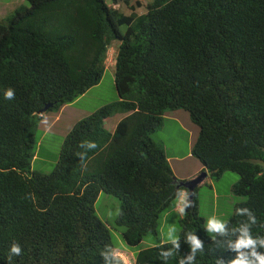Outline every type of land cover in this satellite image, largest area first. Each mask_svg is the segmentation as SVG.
Returning <instances> with one entry per match:
<instances>
[{"label":"trees","instance_id":"trees-1","mask_svg":"<svg viewBox=\"0 0 264 264\" xmlns=\"http://www.w3.org/2000/svg\"><path fill=\"white\" fill-rule=\"evenodd\" d=\"M114 41L118 101L74 125L50 174L35 172L39 112L99 85ZM180 110L200 130L193 156L216 179L238 173L232 192L246 200L218 232L195 193L176 243L139 251L135 264L254 260L233 245L243 229L264 240V0H154L141 16L108 0H23L0 21V264L14 244L21 255L11 264H124L96 212L102 193L121 202L128 247L158 236L180 181L152 134ZM126 113L114 133L106 129V119ZM190 237L200 244L194 252ZM255 251L264 255V246Z\"/></svg>","mask_w":264,"mask_h":264},{"label":"rangeland","instance_id":"rangeland-1","mask_svg":"<svg viewBox=\"0 0 264 264\" xmlns=\"http://www.w3.org/2000/svg\"><path fill=\"white\" fill-rule=\"evenodd\" d=\"M7 1L0 0V17H6L7 13L14 8V5L16 7V0H12L13 6L3 3ZM108 1L112 4V0ZM152 1L133 0L130 5L120 3L114 5V7L126 15L131 14L136 9L141 14L143 8L140 6L135 7V5ZM22 3L21 1L20 4ZM123 31L125 32L126 29L123 28ZM117 47L118 42L115 41L109 51H116ZM112 56V53L108 55L106 70L100 84L93 87L86 95V98L72 103L71 107L66 109L64 116L59 121H56V117L60 109L47 112L44 118L40 120L39 128L36 132L37 144L40 142V145H37L39 153L33 162V170L35 172L50 174L55 168L62 144L74 125L100 108L118 101L114 69L109 64L110 60L114 63ZM163 125V129L159 128L152 134V139L156 142H163L168 149V155L172 157L169 164L176 179L179 180V178L181 179L188 175H195L198 172L200 173L197 174V177L203 174L205 167L192 154L200 130L193 123L190 114L187 111L180 110L177 115L171 120H166ZM207 177L209 183L200 186L197 190L196 197L199 200V214L208 224L209 221L215 220L225 225L226 221L234 216L235 205L246 200V197L237 196L232 192L233 187L240 181V175L236 172L228 171L220 179L214 178L212 174H208ZM120 208V200L106 193H102L96 203L97 215L111 229L116 253L119 257L123 258L126 264H132V257L143 249L158 246L161 242H171V237H175L176 241L179 239L181 234L180 216L176 211L169 209L160 218L158 236L148 235L139 246L134 248L128 247L123 240V230L117 225ZM168 213L169 215L167 216ZM214 233V231L210 232L212 235Z\"/></svg>","mask_w":264,"mask_h":264},{"label":"clouds","instance_id":"clouds-1","mask_svg":"<svg viewBox=\"0 0 264 264\" xmlns=\"http://www.w3.org/2000/svg\"><path fill=\"white\" fill-rule=\"evenodd\" d=\"M17 1V5H16V8L18 7V5L20 4V2L22 1V0H16ZM131 1H133V0H131ZM154 1V0H153ZM152 1V2H153ZM152 2H145L144 4H140V5H135V7H142L143 8V11L141 12V14H139L138 12H137V10L138 9H136L135 11H133V12H131V14H129V15H133V14H135V15H137V16H141V15H143V14H145L146 12H147V6H148V4L149 3H152ZM120 3H124V4H126L123 0H119V2L118 3H112V7L113 8H115L114 7V5H117V4H120ZM131 3V2H130ZM130 3L129 4H126V5H130ZM21 5V4H20ZM19 5V6H20ZM15 8V9H16ZM14 9V10H15ZM116 9V8H115ZM13 10V11H14ZM13 11H9L8 13H7V15H6V17L11 13V12H13ZM4 17V16H3ZM0 17V21H2V20H4L6 17ZM115 42V41H114ZM113 42V43H114ZM118 42V41H117ZM112 43V44H113ZM112 46V45H111ZM119 47H120V42H118V47H117V52L116 51H109L108 52V55H110V53H112V59L114 60V63H112L111 62V60H110V63L109 64H111L112 66H113V68L115 69V61H116V58H117V54H118V51H119ZM110 49H111V47H110ZM109 49V50H110ZM113 52H114V54H113ZM117 53V54H116ZM115 55V56H114ZM107 61H108V57H107ZM90 91V90H89ZM88 93V92H87ZM85 95V94H84ZM83 95V96H84ZM4 97H5V99H7V100H14L15 99V91L12 89V88H8L5 92H4ZM82 97V96H81ZM80 97V98H81ZM78 100V99H77ZM74 102H76V101H74ZM73 102V103H74ZM70 104H72V103H70ZM70 104H68V105H70ZM68 105H65L64 107H66V106H68ZM64 107H62L61 109H63ZM60 109V110H61ZM130 113H126V114H121V115H126V117L129 115ZM42 115H45V113L44 114H42ZM118 115V114H117ZM125 118V117H124ZM123 118V119H124ZM122 119V120H123ZM119 124V123H118ZM117 128V127H116ZM107 129V128H106ZM108 130V129H107ZM109 131V130H108ZM112 133V132H111ZM114 133V132H113ZM89 147H92V148H94V147H96V145H95V143H91L90 145H89ZM165 149V148H164ZM169 161V160H168ZM208 172V173H210L206 168H205V170L203 171V173L204 172ZM206 172V173H207ZM208 173H207V176H208ZM211 174V173H210ZM197 178V177H196ZM196 178H194V179H196ZM207 178V177H206ZM205 178V179H206ZM193 179V180H194ZM204 179V180H205ZM180 181V180H179ZM189 181H191V180H189ZM183 182H188V181H180L179 182V184H178V188L180 189V195H179V199L177 198L176 199V201L178 200V202L179 203H182V202H184V200H185V197H186V195L188 194V198H189V193H188V191L185 189V188H183V187H180V183H183ZM203 183V182H202ZM201 183V184H202ZM200 184V185H201ZM199 185V186H200ZM199 186L196 188V191H195V193H197V190H198V188H199ZM182 188V189H181ZM195 193H194V195H195ZM187 198V199H188ZM176 201H175V204H176ZM187 201V200H186ZM186 203V202H185ZM180 211H181V213H183V207H181L180 208ZM240 211H244V212H246L247 211V209H242V210H240ZM209 228L210 229H213V230H215V231H218V232H224V228H225V226H224V224L223 223H220V222H217V221H215V220H211V221H209ZM241 232H242V234H241V237L238 239V241L233 245V247L235 248V249H241V248H244V249H251L252 251H251V257H253L254 258V260H250V259H248L247 258V256L245 255V254H243V253H241V255H240V257L238 258V259H236V260H234V261H231L230 262V264H264V255H261V254H258L256 251H255V247H256V245L259 243L260 245H262V246H264V240H256V239H253L250 235H249V233H248V230L247 229H243V230H241ZM170 236H171V233H170ZM190 239H191V241H192V244H193V252L195 251V249L196 248H199L200 247V244H199V241H197L196 240V238L195 237H190ZM171 242L173 243V244H175L176 243V240H175V237H171ZM169 243V242H168ZM163 244H165V243H163ZM117 252V251H116ZM138 253V252H137ZM12 254H15V255H17V256H19V255H21V248H20V246L19 245H16V244H14V245H12V247H11V252L9 253V255H8V257H7V260L9 261V264H11V261H12ZM116 255H117V253H116ZM122 255V254H121ZM163 255L165 256V257H167V256H170V255H172V253L171 252H165V253H163ZM118 256V255H117ZM119 257V256H118ZM132 257V256H131ZM122 261H123V263H125L124 262V260H123V258H121V257H119ZM132 264H135V256L134 257H132ZM188 260H189V262H191L192 261V256H189L188 257ZM126 264V263H125ZM180 264H184V261L182 260V261H180Z\"/></svg>","mask_w":264,"mask_h":264},{"label":"crops","instance_id":"crops-1","mask_svg":"<svg viewBox=\"0 0 264 264\" xmlns=\"http://www.w3.org/2000/svg\"><path fill=\"white\" fill-rule=\"evenodd\" d=\"M22 2H23V0H22ZM5 5H12L13 6V4H12V0H8L7 2H3ZM16 5H17V3H16ZM20 5V4H19ZM18 5V6H19ZM16 7H15V5H14V8L11 10V11H13L14 9H15ZM116 52H117V48H116ZM117 54V53H116ZM114 69V68H113ZM114 74H115V69H114ZM89 92V91H88ZM88 93H86L84 96H82L81 98H79L78 100H76V102H78L79 100H82V98H86V95H87ZM118 99H119V95H118ZM69 107H71V104L70 105H68V106H66V107H64L63 109H61L60 110V112H59V114H58V116L56 117V121H59V119L60 118H62L63 116H64V114H65V111H66V109H68ZM179 113V111L178 112H173V113H169V114H167V117H166V120H171L175 115H177ZM45 116V115H44ZM124 117H126V115H121V114H118V115H115V116H113V117H111V118H108V119H106V121H105V127L110 131V132H115V130H116V127H117V125H118V123L124 118ZM44 118V117H43ZM176 123L177 124H179L177 121H176ZM162 129H163V126H162ZM157 143H159V144H161L164 148H165V151H166V154H167V157H168V160H169V163H171L170 161L172 160V157H170L169 155H168V149L166 148V146L163 144V142H157ZM39 145H40V142H39ZM38 157V154L36 155V157H35V159ZM34 159V160H35ZM200 172H198V173H196L195 175H191V176H187V177H183V178H179V180H181V181H189V180H193L194 178H196L197 177V174H199ZM208 173V172H207ZM208 174H210V173H208ZM207 179H208V177L203 181V183L200 185V186H202V185H204V184H208L209 182L207 181ZM199 186V187H200ZM187 198H188V194L186 195V197H185V200H184V202H182V203H179L178 202V200L176 201V204L174 205V208L172 209V210H174V211H176L178 214H179V216H180V218H182L183 217V214H184V206H185V202H186V200H187ZM179 199V198H178ZM181 207H183V213H181V211H180V208ZM169 215V213L167 214V216ZM166 243H168V242H166ZM160 244H163V242H161Z\"/></svg>","mask_w":264,"mask_h":264},{"label":"water","instance_id":"water-1","mask_svg":"<svg viewBox=\"0 0 264 264\" xmlns=\"http://www.w3.org/2000/svg\"><path fill=\"white\" fill-rule=\"evenodd\" d=\"M51 107H53L52 104L48 105L44 110L39 112V115H42V114L46 113L49 110V108H51ZM206 177H207V173L204 172L203 174H201L200 176H198L194 180L180 183V187H183V188H185L188 191L190 200H193L196 188L204 181V179Z\"/></svg>","mask_w":264,"mask_h":264}]
</instances>
